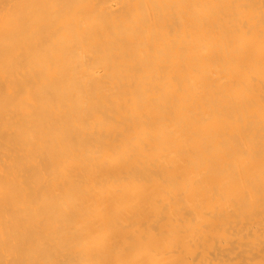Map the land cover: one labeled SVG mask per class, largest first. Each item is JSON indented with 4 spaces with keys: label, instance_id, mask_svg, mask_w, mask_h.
I'll return each mask as SVG.
<instances>
[{
    "label": "bare ground",
    "instance_id": "obj_1",
    "mask_svg": "<svg viewBox=\"0 0 264 264\" xmlns=\"http://www.w3.org/2000/svg\"><path fill=\"white\" fill-rule=\"evenodd\" d=\"M0 264H264V0H0Z\"/></svg>",
    "mask_w": 264,
    "mask_h": 264
}]
</instances>
